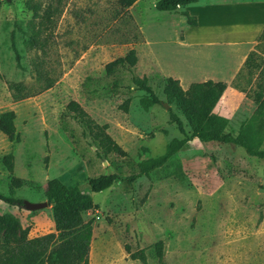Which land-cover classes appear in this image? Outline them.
I'll list each match as a JSON object with an SVG mask.
<instances>
[{
    "label": "rangeland",
    "instance_id": "rangeland-1",
    "mask_svg": "<svg viewBox=\"0 0 264 264\" xmlns=\"http://www.w3.org/2000/svg\"><path fill=\"white\" fill-rule=\"evenodd\" d=\"M157 1L123 9L119 0H0V114L15 112L19 135L18 142H10L0 132V195L47 202L51 179L89 194L96 205L82 214L92 222L89 264H141L129 257L138 250H144L147 264H264V161L240 147L192 140L131 185L117 182L102 192L89 191V179L137 173L144 161L182 138L169 123V111L190 132L178 106L168 105L165 81L148 60L139 30V25L173 21L170 13L155 9ZM131 49L137 55L132 72L119 66L106 71ZM252 52V66L241 70L238 88L222 98L218 113L233 133L251 124L259 134L254 145L264 149V118L255 116L254 102L264 72V37ZM38 72L53 81L50 89L39 92L45 82L37 80ZM132 74L147 78L160 104L141 107L147 94L136 89ZM10 83L36 95L14 101ZM71 101L107 125L106 133L125 157L103 153L67 109ZM8 154L12 171L3 162ZM0 216L15 219L29 238L55 232L48 203L27 211L22 204L0 202ZM2 239L0 232V249Z\"/></svg>",
    "mask_w": 264,
    "mask_h": 264
},
{
    "label": "trees",
    "instance_id": "trees-1",
    "mask_svg": "<svg viewBox=\"0 0 264 264\" xmlns=\"http://www.w3.org/2000/svg\"><path fill=\"white\" fill-rule=\"evenodd\" d=\"M137 1L119 0V4L121 8L128 9ZM199 1L201 0H158L154 7L158 11L172 12L176 11L178 7H185ZM181 15L186 19L188 25H196V19L189 16L187 12H181ZM263 37L264 29L259 38ZM253 54L254 52L249 53L243 68L252 66ZM136 63V51L131 49L125 56L107 64L105 69L108 72H112V69L119 66L132 72V68ZM36 78L45 82L39 92L50 89L53 85V81L50 78L39 72ZM261 80L262 82L258 84L259 90L254 97L256 104L255 116L258 118H264V72L261 74ZM164 81L163 94L167 103L168 105L175 103L178 106L189 127V134L185 132L183 122L179 117L169 111V123L175 125L182 138L172 140L161 156L144 161L137 173L130 174L125 178L112 173L89 179L87 185L90 192L105 191L117 182L131 185L139 177L148 176L150 172L163 167L192 140H197L200 143H219L240 147L245 150L248 156L264 161V149H258L254 145L255 139L259 135L257 129L248 124L238 133H233L229 130L228 120L213 112L226 90L227 84L206 81L193 83L187 90H183L177 80L167 78ZM235 81L232 85L234 88H238ZM132 83L137 90L147 94V97L140 100V105L144 110L161 103L147 84L146 77H138L132 74ZM8 88L12 92L14 101H21L36 95V93L27 92L25 86L21 83H10ZM129 102V98L124 101L123 110L127 111ZM67 109L73 112L76 119L93 134L104 154L115 153L121 157L126 156V152L106 133L107 125L97 124L75 101L69 102ZM15 118V112L12 110L4 111L0 114V132L10 142L19 141V135L14 123ZM12 159L13 156L11 154L6 155L3 159L9 171L13 169ZM44 196L52 209L55 232L29 238L28 230L23 229L15 219L10 216H0V232H2L3 237L0 249V264H89L92 222L85 221L82 214L96 209L91 196L82 192L78 186L66 187L57 179L47 181ZM0 202L11 207L22 204L21 200L3 195H0ZM156 245L158 258L161 259L163 243L159 241ZM129 257L133 261L138 260L141 264H147L144 250L131 253Z\"/></svg>",
    "mask_w": 264,
    "mask_h": 264
},
{
    "label": "crops",
    "instance_id": "crops-1",
    "mask_svg": "<svg viewBox=\"0 0 264 264\" xmlns=\"http://www.w3.org/2000/svg\"><path fill=\"white\" fill-rule=\"evenodd\" d=\"M181 12L194 17L196 25H188ZM168 13L172 22L139 25L148 60L164 80H177L183 90L206 81L227 84L213 109L222 116L219 103L234 89L264 29V0H201Z\"/></svg>",
    "mask_w": 264,
    "mask_h": 264
},
{
    "label": "water",
    "instance_id": "water-1",
    "mask_svg": "<svg viewBox=\"0 0 264 264\" xmlns=\"http://www.w3.org/2000/svg\"><path fill=\"white\" fill-rule=\"evenodd\" d=\"M6 1H10V0H6ZM163 106L166 109L168 108L167 104H163ZM22 207H23V209H25L27 211H35V210H39V209L47 207V202L31 203L29 201L23 200L22 201Z\"/></svg>",
    "mask_w": 264,
    "mask_h": 264
}]
</instances>
